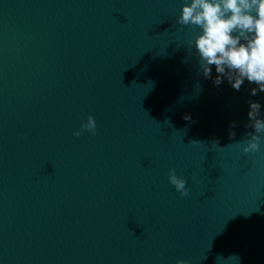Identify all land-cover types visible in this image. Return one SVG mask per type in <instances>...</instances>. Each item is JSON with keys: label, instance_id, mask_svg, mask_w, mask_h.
<instances>
[{"label": "water", "instance_id": "obj_1", "mask_svg": "<svg viewBox=\"0 0 264 264\" xmlns=\"http://www.w3.org/2000/svg\"><path fill=\"white\" fill-rule=\"evenodd\" d=\"M181 3L0 0V264H264V92L204 78Z\"/></svg>", "mask_w": 264, "mask_h": 264}, {"label": "clouds", "instance_id": "obj_2", "mask_svg": "<svg viewBox=\"0 0 264 264\" xmlns=\"http://www.w3.org/2000/svg\"><path fill=\"white\" fill-rule=\"evenodd\" d=\"M176 22L198 29L188 43L195 50L205 79L212 78L214 66V84L227 79L239 91L246 79L258 85L251 89L252 96L264 92V0H182ZM260 112V103L249 100L246 127L251 126L254 131L247 134L242 144L244 153L259 149L260 133H264V117ZM184 119H191L190 114H185ZM234 127L232 122L230 136L235 135ZM82 131L96 132V121L91 114L81 121L74 135L79 136ZM168 180L181 195L188 194L187 180L177 175L175 169H169ZM236 259L239 264V258ZM175 264H189V261L177 259Z\"/></svg>", "mask_w": 264, "mask_h": 264}]
</instances>
